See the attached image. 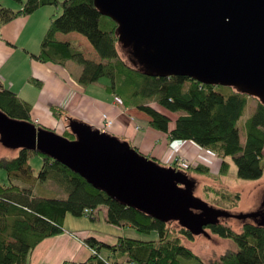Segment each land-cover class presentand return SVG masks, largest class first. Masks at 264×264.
Here are the masks:
<instances>
[{"label": "trees", "instance_id": "16d2710c", "mask_svg": "<svg viewBox=\"0 0 264 264\" xmlns=\"http://www.w3.org/2000/svg\"><path fill=\"white\" fill-rule=\"evenodd\" d=\"M14 1L21 3V8L14 11L0 7V23L20 14H31L42 6L61 7L60 14L50 18L40 52L34 57L61 65H65L64 60L74 61L81 66L78 82L82 85L106 78V90L123 107L146 114L150 128L166 134L170 141H192L219 157V176L227 174L230 160L236 166L238 179L254 180L262 176L264 104L258 98L249 97L232 86L202 84L186 76L144 74L138 65L128 61L125 50L118 43L116 23L101 15L93 0ZM71 32L88 41L94 58L85 57L83 49L76 43L56 38L57 33ZM250 99L255 101V105L252 113L246 115ZM0 110L10 118L31 121L30 105L1 87ZM164 110L174 113L175 117L172 119ZM52 113L58 117L61 115L54 108ZM241 133L243 142L240 141ZM62 135L74 138L69 128ZM15 150L16 154L10 158L0 157V169L6 172L10 182L9 185L0 183V264H30L27 261L29 251L42 239L61 233L66 214L79 217L85 209L88 212L100 206L106 208L107 223L129 226L145 234L154 230L157 236L155 239L119 236L112 245L87 237L83 241L94 252L79 264H122L124 259L131 264L201 263L199 257L182 242V239L193 240L195 235L176 221L162 222L109 197L37 150ZM32 153L43 160L36 176L27 161ZM145 156L159 164L156 158ZM172 167L187 175L210 174L209 167L200 163L189 164L182 169L175 164ZM44 181L53 182L66 192V196L47 198L32 193V185ZM207 189L219 198L229 199L231 196V193L213 187ZM233 196L237 198L238 193ZM173 223L178 225L177 228ZM205 229L208 234L229 239L237 245V250L226 251L211 264H264L263 225L246 220L239 229H235L221 217ZM101 248L109 251L106 258L100 255Z\"/></svg>", "mask_w": 264, "mask_h": 264}, {"label": "water", "instance_id": "95a60500", "mask_svg": "<svg viewBox=\"0 0 264 264\" xmlns=\"http://www.w3.org/2000/svg\"><path fill=\"white\" fill-rule=\"evenodd\" d=\"M128 61L149 76L232 86L264 104V0H93ZM73 139L0 110V143L37 150L109 197L193 235L231 216L194 196L195 181L126 141L69 120ZM257 212L234 216L255 218ZM259 224V223H258ZM261 225V224H260Z\"/></svg>", "mask_w": 264, "mask_h": 264}, {"label": "crops", "instance_id": "0c3cea01", "mask_svg": "<svg viewBox=\"0 0 264 264\" xmlns=\"http://www.w3.org/2000/svg\"><path fill=\"white\" fill-rule=\"evenodd\" d=\"M51 12L50 8L42 6L31 14H20L0 23V87L10 90L30 105L32 122L49 129V126L55 125L58 118L63 116L64 131L68 129L69 120H75L128 142L142 154L156 158L163 166H172L175 157L179 156L190 164H204L209 170L210 165H220L216 156L194 142L170 141L166 134L150 128L149 118L143 112L131 109L133 112H129L132 115L129 117L120 108L121 102L106 90L103 83L80 84L79 67L68 68L66 65L34 57L40 52L41 40L53 14ZM60 35L61 33L56 34L58 40L70 41L62 39ZM53 108L60 111V117L54 116ZM104 115L111 121L108 127L104 125ZM97 209L101 212H96L95 209L83 213L85 217L73 216L83 221L76 223L71 229L66 225V214L62 232L36 244L27 255L28 263L79 264L92 255V250L83 241L85 238L94 237L112 245L119 236L127 237L125 232L129 226L107 223L106 208L100 206ZM102 217L105 223L112 225L113 231L107 228V233H101L87 226L88 218L100 221ZM105 250L107 254L102 256L104 258L109 255V251Z\"/></svg>", "mask_w": 264, "mask_h": 264}, {"label": "rangeland", "instance_id": "374dc122", "mask_svg": "<svg viewBox=\"0 0 264 264\" xmlns=\"http://www.w3.org/2000/svg\"><path fill=\"white\" fill-rule=\"evenodd\" d=\"M21 1L23 3L26 0H21ZM0 7H8L14 11H17L18 9L21 8V3L16 2L14 0H0ZM47 8H50V10L53 12L52 17H56L61 12L60 5L57 6L50 5L47 6ZM35 14H39V13H35ZM60 36H62L61 37L62 39L70 40L71 42H74L77 45H79L83 49L85 57H89V58L95 57L91 45L82 35L76 32H71L68 34H61ZM64 62L66 67L68 68L71 67L74 69L79 67V70L81 68L80 65L76 64L72 60H64ZM98 82L105 84L108 83V80L106 78H101ZM254 105H255V101L250 99L248 107L246 109V115L252 113ZM153 106L157 107L156 104H153ZM120 108L123 111L127 112L129 117L132 116L130 113L133 112L131 110L133 108H125L122 106L121 103H120ZM163 112L170 115L172 119L175 117L174 113H170L165 110ZM58 119L59 121H57L55 125L49 126L50 127L49 129L54 131L56 134L62 135L64 128V124L62 121L63 116H61ZM41 124L45 125L42 122ZM240 141L241 142L244 141V137L242 133L240 134ZM15 154H16L15 149L6 148L0 143V157L9 158L14 156ZM262 154H263L262 163H264V147ZM217 158L220 161V158L219 157ZM27 161L30 167L32 168L33 175L36 176L43 164V160L41 156L32 153L29 155ZM206 163L209 164V162L207 161ZM173 164H175L180 169L183 168L179 164L178 157H175ZM229 164L230 165L228 172L224 176L218 175L219 166L212 167L210 164L209 165L211 168L209 175L190 173L188 176L192 177L195 181V187L193 190L194 196L205 201L206 203H208V205L216 209L224 210L228 212L231 216L225 218L226 222L235 229H239L244 221L252 220L253 218L238 219L235 218L234 216L255 212L259 206L264 204V171L262 176L258 179L242 180L236 177V166L234 162L230 160ZM0 182L6 185H9L10 183L7 178L6 172L3 169H0ZM207 187H213L216 190L229 192L231 193V196L229 199L219 198L218 195L208 190ZM32 193H34L36 196L47 197V198H63L66 196V192L63 191L60 187H58L51 181L36 182V184L32 185ZM235 193H238L237 198L233 196ZM98 211L101 212L100 209H96V212ZM84 215L85 214H83L82 217H85ZM87 220H88L87 226L89 225L91 229L93 228L101 233H107L108 231L107 228L111 229L112 231L114 230L112 225H108L107 223H105L103 217L100 219V221H93L90 220L89 218ZM82 221H83L82 219L80 221V219L73 217L69 213L68 216L66 217V225L67 227H69V229H71V227L78 222L82 223ZM173 224L177 228L178 225L176 223ZM83 225H86V223H84ZM125 233L127 237H132L137 239H155L157 236V233L154 230L151 231L149 234H145L138 232L132 228H127V231ZM182 242L186 246H188L199 257L201 261L200 264H211L213 261L219 258L221 254L225 253L226 251L237 250V245L231 240L223 239L212 234L195 235V238L193 240L190 241V240L182 239ZM106 254H107L106 250L104 248L103 249L101 248L100 255L105 256ZM122 264H131V263L127 262L126 260H123Z\"/></svg>", "mask_w": 264, "mask_h": 264}, {"label": "built area", "instance_id": "2783aa9c", "mask_svg": "<svg viewBox=\"0 0 264 264\" xmlns=\"http://www.w3.org/2000/svg\"><path fill=\"white\" fill-rule=\"evenodd\" d=\"M0 38H1V31H0ZM103 117H104V125H105V127L110 126V125H111V121L108 120V119L105 117V115H104ZM178 158H179V164H180L181 167H183V168H187V167L189 166V162L186 161L183 157H180V156H179ZM178 166H179V165H178ZM84 212H85V213H88L86 209L84 210ZM92 252H94V251H92ZM66 264H68V263H66Z\"/></svg>", "mask_w": 264, "mask_h": 264}, {"label": "flooded vegetation", "instance_id": "af4514ba", "mask_svg": "<svg viewBox=\"0 0 264 264\" xmlns=\"http://www.w3.org/2000/svg\"><path fill=\"white\" fill-rule=\"evenodd\" d=\"M255 212H257L258 215L252 220L264 226V204L259 206Z\"/></svg>", "mask_w": 264, "mask_h": 264}]
</instances>
